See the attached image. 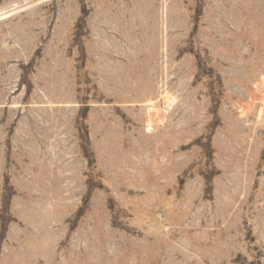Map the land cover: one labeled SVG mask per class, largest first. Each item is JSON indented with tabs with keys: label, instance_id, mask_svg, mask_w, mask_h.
Returning <instances> with one entry per match:
<instances>
[{
	"label": "rangeland",
	"instance_id": "rangeland-1",
	"mask_svg": "<svg viewBox=\"0 0 264 264\" xmlns=\"http://www.w3.org/2000/svg\"><path fill=\"white\" fill-rule=\"evenodd\" d=\"M263 104L264 0H0V264H264Z\"/></svg>",
	"mask_w": 264,
	"mask_h": 264
},
{
	"label": "bare ground",
	"instance_id": "bare-ground-1",
	"mask_svg": "<svg viewBox=\"0 0 264 264\" xmlns=\"http://www.w3.org/2000/svg\"><path fill=\"white\" fill-rule=\"evenodd\" d=\"M175 102H176L175 95H173L169 91H166L162 95L161 102L159 103L150 102L148 111H147V116H146V122L148 124L149 130H154V129L159 128V125L162 124L166 118V113L175 104ZM242 110H243V113H245V112H249L251 109H249L248 106L243 105ZM263 113H264V110L261 109L259 111L260 120L262 119Z\"/></svg>",
	"mask_w": 264,
	"mask_h": 264
}]
</instances>
